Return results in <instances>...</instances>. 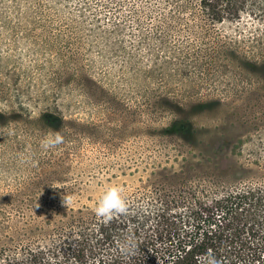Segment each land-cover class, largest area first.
<instances>
[{
    "label": "rangeland",
    "instance_id": "1",
    "mask_svg": "<svg viewBox=\"0 0 264 264\" xmlns=\"http://www.w3.org/2000/svg\"><path fill=\"white\" fill-rule=\"evenodd\" d=\"M85 1L0 0V262L57 200L100 197L109 186L142 197L139 189L181 181L165 174L171 167L221 181L264 151V74L240 64L264 60V21L216 25L238 55L187 59L174 40L138 36L126 8L87 0L83 10ZM89 9L101 10L97 20ZM150 23L141 28L159 29ZM176 119L188 120V136L167 134ZM57 132L62 143L43 148Z\"/></svg>",
    "mask_w": 264,
    "mask_h": 264
},
{
    "label": "trees",
    "instance_id": "2",
    "mask_svg": "<svg viewBox=\"0 0 264 264\" xmlns=\"http://www.w3.org/2000/svg\"><path fill=\"white\" fill-rule=\"evenodd\" d=\"M95 1L102 9L126 8L138 36L174 40L176 53L187 59L238 55L236 43L217 35L216 25L264 21V0ZM89 3L86 0L82 9ZM89 11L93 19L99 18L96 12L101 10ZM108 15L120 18L116 10ZM148 21L159 29L144 31L141 26ZM240 64L264 74V60L243 58ZM5 115L0 111V122ZM41 116L51 124L62 121L53 113ZM184 121L176 119L165 131L188 136ZM164 172L181 181L139 189L145 195L127 200L129 213L110 220L95 214L98 195L57 200L52 215L24 224L16 255L0 264H202L209 253L217 264H264V151L256 161L227 167L219 174L221 181L191 180L203 175L200 168L171 167ZM71 189L78 196L84 190L81 185ZM118 237L134 240L136 251L123 255Z\"/></svg>",
    "mask_w": 264,
    "mask_h": 264
},
{
    "label": "clouds",
    "instance_id": "3",
    "mask_svg": "<svg viewBox=\"0 0 264 264\" xmlns=\"http://www.w3.org/2000/svg\"><path fill=\"white\" fill-rule=\"evenodd\" d=\"M63 138L57 133H50L42 141V147L45 149L54 148L62 143ZM129 213V203L122 196L119 186H109L101 194L95 207V214L104 219L110 220L114 215H126ZM117 245L122 250V254L127 256L136 251L137 245L131 238H117ZM202 264H217L215 257L209 253Z\"/></svg>",
    "mask_w": 264,
    "mask_h": 264
}]
</instances>
